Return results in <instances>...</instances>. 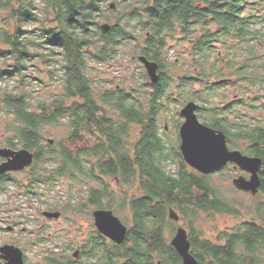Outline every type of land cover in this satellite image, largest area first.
Returning a JSON list of instances; mask_svg holds the SVG:
<instances>
[{
    "label": "trees",
    "instance_id": "16d2710c",
    "mask_svg": "<svg viewBox=\"0 0 264 264\" xmlns=\"http://www.w3.org/2000/svg\"><path fill=\"white\" fill-rule=\"evenodd\" d=\"M2 11L7 16L0 20V83H17L6 91L0 86V102L12 118L4 146L35 155L30 181L9 175L0 183L3 191L14 182L27 194H39L41 186L53 189L66 179L79 184L87 198L71 197L65 211L92 210L93 216L96 209H108L118 215L129 206L132 225L125 241L118 245L94 226L81 248L84 264H182L167 235L176 227L171 208L188 225L191 252L200 264H264V170L255 206L247 207L249 218L215 240L205 238L196 229L202 212L243 214L218 195L214 179L227 177L230 169L202 174L185 162L179 144L168 146L160 134V121L171 105L191 101L199 103L200 111L207 104L210 125L220 126L212 100L222 85L211 83L212 76H225L219 53L226 52L229 69L238 65L241 83L264 81L263 49L256 43H264V30L256 28L264 27V0H0ZM103 24L110 29L103 30ZM178 33L177 47L193 43L189 53L198 72L174 80L167 69L185 61V53L179 61L168 59L170 40ZM130 45L136 57L159 65V82L97 92L93 63L113 61ZM44 68L61 88L50 99L36 97L34 90L45 79L33 71L41 74ZM190 78L191 94L183 84ZM174 83L181 92L177 101L168 95ZM143 93L150 94L142 99ZM62 121L69 126L67 138L49 144L44 128ZM134 126L141 130L131 143ZM259 127L241 126L239 139L249 140L242 152L264 161V128ZM173 165L178 169H170ZM111 178L120 189L111 188ZM52 260L55 264L57 258Z\"/></svg>",
    "mask_w": 264,
    "mask_h": 264
},
{
    "label": "rangeland",
    "instance_id": "374dc122",
    "mask_svg": "<svg viewBox=\"0 0 264 264\" xmlns=\"http://www.w3.org/2000/svg\"><path fill=\"white\" fill-rule=\"evenodd\" d=\"M6 16V11L0 12V20H2L1 17ZM181 37L182 36L180 35V33H178L174 40H170V50L168 51V59L170 62L179 61L177 60V58L181 54L185 53V61L180 60L178 62L179 65L176 64L177 67L167 69V71L172 73L174 80H179V78L185 75L187 72H198V70L193 67V62L189 53L193 43L188 40L185 44H183L184 46L177 47L178 41L179 39H181ZM135 50L136 49H134L133 45L124 46L121 48V50L115 57L116 59H113V61L102 64L93 63L94 71L92 73V78L94 79L97 92H102L107 87H122L129 91L131 88H135L141 85L145 86L146 84V87H148V84L150 86L152 85L146 67L139 60V57H136L134 55ZM261 53L264 55V48L263 50H261ZM222 54L226 55V52L223 51ZM220 57L221 55L219 53L218 58L220 59ZM237 69L238 65L233 69V72L231 70H224L221 66L220 70L225 74V76L219 79L215 76H212L211 83L215 81L221 83L220 80L224 78H233L232 73H234ZM42 70L43 71H41V74L33 71L35 75L45 79L42 86L38 85L34 89L37 93L36 97H39L41 99H50L52 95H59L61 93L59 83H54L53 80L50 79V76L49 74H47V70L45 68ZM146 75L147 79H144L143 76ZM180 83L181 82L179 81V84ZM183 84L187 92L191 94L193 90L192 82L188 83L187 80ZM229 84L230 83L225 85V88L227 89L225 93L227 95L228 102L233 101L236 94H238L237 90L235 91L234 87ZM16 85V81H12L10 84H7L6 82L0 83V86L2 88L1 90L3 91H6L7 89H14V86ZM178 85L174 83L173 88L168 94L174 97L176 101L177 99H179V97H181V92H179V90L177 89ZM221 85L223 86V82L221 83ZM146 87L142 89L144 91L147 90V92H150L149 89H146ZM193 88L197 92L201 88V84H194ZM258 89L259 91H262L261 88H257L256 90L258 91ZM252 92L254 93V91ZM261 93L263 95L262 102L264 103V91ZM148 94L143 93L140 97L142 99H146ZM212 101L216 106H218L222 103V96H216ZM75 102V100H71L69 104H74ZM80 102L81 101H79V103ZM182 108V105L172 104L170 110L162 116V119L160 121L162 131L167 126V130H165V133L163 131V136L165 135L166 143L170 147H176L180 143L179 128L177 127V125L184 121L183 117H181L180 115ZM5 110V105L3 106V104L0 102V147H7L4 146L5 139L8 137L6 128L7 123L12 119L5 114ZM254 115L261 120H264V111H260L258 109L255 111ZM66 123L62 121L58 125H48L44 128L48 134L47 141L49 144H53L55 141H61L64 138H67L69 126H67ZM140 130L141 128L139 126H134L132 128L130 138L131 143L137 140L138 135L140 134ZM50 140H52L53 143H50ZM236 144L239 150H242L243 148L248 146L247 142L239 141ZM76 146H81V143L77 142ZM170 169L177 170L178 165H173L170 167ZM238 174L239 173L233 170L232 172L229 171V175L227 177L224 176L218 178L217 176L214 180L218 185V195L229 205L236 206V208L239 209L243 214L240 216H234L226 213L202 212L199 218H197L196 229L202 232L203 237L215 240L218 238L221 231L230 230L249 218V216L246 215L247 207L249 205L255 206V202L253 199L257 196H252L250 193L242 192L235 188V186L233 185V179L239 177ZM28 175L29 173H22L19 174L18 177L21 180L26 181L28 179ZM107 181L112 185L111 188L120 189L113 178L108 179ZM16 186L17 185L14 182H11L6 194L7 197L3 198V195L0 196V206L3 205V208L0 207V212H3L4 208V210L8 209V207L13 208L16 206V208L18 207L19 209L21 204H23L24 202L23 200H30L33 211H29V215L33 217V220L27 223L29 231L32 230L31 233L33 234V236L30 237V240H32L33 242L35 241L37 233L40 231L41 224H45V227H43V235L46 236L44 247L47 248V251L49 253L56 254L59 257L63 253L68 257H72L73 252L78 247L82 248V246L85 245L91 231L93 230L92 228L95 226L94 216L90 215L92 210L86 213L83 212V214L76 215L72 212L63 210L65 204L70 200L71 197L75 199L87 198L86 194L83 191L84 189L79 184H75L74 182L65 179L58 182L57 186L53 189H51L50 187L41 186L40 195L31 194L30 196H26L22 194L18 199L15 198V195H17L19 191L16 189ZM21 188L24 189L25 192V187L22 186ZM71 188H73V191H71ZM58 205L60 206L59 209L56 208ZM47 208H53L56 209V211L62 212V217H60L59 219L48 221L46 223L44 221V218L41 216V211ZM116 216H118L128 227L132 225V213L129 209V206L122 213H119L118 215L116 214ZM5 225H7V222L5 220H2L0 222V227ZM180 226L184 227L188 231V225H186L185 221L180 220L179 222H176L174 232H171L170 230L167 231L170 242L176 235L177 230ZM9 238V233H6V231L2 230L0 233V244L4 241H8ZM82 259L84 260V258ZM35 260L40 261L41 258H37Z\"/></svg>",
    "mask_w": 264,
    "mask_h": 264
},
{
    "label": "water",
    "instance_id": "95a60500",
    "mask_svg": "<svg viewBox=\"0 0 264 264\" xmlns=\"http://www.w3.org/2000/svg\"><path fill=\"white\" fill-rule=\"evenodd\" d=\"M111 7L115 9V4ZM102 29L108 31L109 24H103ZM139 60L144 64L153 84L160 80L159 65L150 61L145 56H139ZM198 105L196 102H189L181 109V116L185 121L180 127L181 145L180 149L185 162L193 169L202 174H211L224 168L229 162L237 164L240 168L251 173L250 179L239 176L233 180V185L239 191L251 192L252 196L259 193L261 186L260 169L263 160L257 157L244 155L240 150L231 151L226 143V137L222 132H217L213 128L203 124L196 115ZM50 143H53L50 140ZM0 156L7 158V161L0 165V175L9 171H21L33 165L35 156L28 149L12 150L10 148H0ZM49 218L59 219L62 213L48 212ZM94 224L98 232L121 245L128 234L129 228L122 220L115 215L112 210L96 209L93 212ZM170 218L176 222L180 221L179 214L170 209ZM172 246L182 257V264H200L198 259L191 252V241L188 231L180 226L176 235L172 239ZM16 250L13 246H5L3 252ZM17 251H19L17 249ZM79 251L75 252L78 256ZM158 264H161L159 262Z\"/></svg>",
    "mask_w": 264,
    "mask_h": 264
},
{
    "label": "flooded vegetation",
    "instance_id": "af4514ba",
    "mask_svg": "<svg viewBox=\"0 0 264 264\" xmlns=\"http://www.w3.org/2000/svg\"><path fill=\"white\" fill-rule=\"evenodd\" d=\"M264 30V27H256ZM255 39H257V36H254ZM260 37V35H259ZM259 46H262V49L264 48V43L257 41L256 42ZM221 59L223 60L222 68L224 70H231L227 66V58L226 55H223L220 53ZM261 57H264V55L261 53ZM233 72V70H231ZM233 78H224L226 80L223 82V86L220 89L218 96H222V103L218 105L219 108V127H213L210 125V119H213V115H211L210 107L206 104V106L200 111L198 110L199 103H197L198 107L196 109V115L198 119L205 125H207L210 128H213L217 132H222L226 137V143L228 148L231 151L239 150L236 148L237 142H249V140H240L239 137L241 135L240 127L243 126L245 129H253L255 130L257 127H263L264 128V120H261L260 118L256 117L255 111L260 110L264 111V103L263 95L261 92L264 91V81L260 82L258 81L255 83V81H251L250 84H243L240 82V76L238 74V70H235L234 73H232ZM191 82V78L188 79V83ZM230 83L229 85H232L234 87V90L238 92L236 94L235 99L233 101L228 102L227 95L225 91L227 90L225 88V85ZM241 85V88H240ZM249 89H248V88ZM244 88V89H242ZM247 88V89H246ZM257 88H261L262 91L256 90ZM254 91V93L252 92ZM181 94V93H180ZM195 102V101H191ZM260 104V105H259ZM185 106V105H184ZM183 106V107H184ZM181 115V114H180ZM183 117V116H181ZM184 121L185 118L183 117ZM183 121V122H184ZM263 121V123H262ZM183 122L180 123L179 128V134H180V127L183 124ZM259 127V128H260ZM165 130H167V126L163 130L165 133ZM163 131L160 129V134L162 135L163 139L165 140V135L163 136ZM245 134V133H244ZM180 143L179 147L181 145V137H179ZM166 142V140H165ZM0 148H10V147H0ZM12 150H20V149H13ZM181 151V149H180ZM241 151V150H240ZM242 152V151H241ZM182 153V152H181ZM244 155L251 156V157H257L251 155L250 153H244ZM35 156V155H34ZM262 159V158H261ZM7 161V158L0 156V165L5 163ZM224 168L230 169V171H235L238 174V176H244L246 179H250L251 173L245 169L240 168L237 164L229 162ZM223 169V168H222ZM233 169V170H231ZM31 170V166L27 167L24 170L21 171H9L7 173L0 175V183L5 181L6 177L9 175H19L22 173H29ZM264 170V161L262 164V167L260 169V177L262 178V172ZM197 171V170H196ZM214 173V172H213ZM212 174V173H211ZM209 175V174H207ZM28 178V177H27ZM238 178V177H236ZM234 180V179H233ZM30 181L28 178L27 180ZM1 188V187H0ZM9 189V188H8ZM7 190L0 189V196L3 195V198L7 197ZM16 189L19 190L18 194L15 195V198L18 199L22 194L26 196H30V194H27L24 192V189L16 186ZM246 193L247 191H242ZM13 194V193H12ZM6 195V196H5ZM34 195V194H32ZM36 195H40L36 194ZM252 195V194H251ZM23 204L21 206L16 208L11 207L6 210L3 209V212H0V222L2 220H5L7 222V225L0 227V233L2 230L6 231V233H9L10 238L8 241H4L0 244V264H54L52 258L56 257L57 260L55 261V264H84L86 259H82V251L81 247H78L72 254V257H68L65 254H61L60 257L56 254L49 253L47 251V248L44 247V243L46 242V236L43 235V227H45V224H41L40 231L37 233V237L35 241L33 242L30 240V237L33 236L31 231H29V227L27 225L28 222L32 221L33 217L29 215V211H32V205L30 203V200H23ZM43 202V200H42ZM1 204V203H0ZM3 208V205L0 206ZM22 207V208H21ZM48 212H57L56 209H44L41 211V216L44 218V221L47 223L48 221L54 220L56 218H49L46 213ZM59 212V211H58ZM62 213V212H61ZM63 215V213H62ZM62 217V216H61ZM5 246H13L16 248V250H8V252H3L1 249ZM17 249L19 251H17ZM35 249V250H34ZM79 251L78 256H75V252ZM41 258L40 261H36L35 259ZM82 260H81V259Z\"/></svg>",
    "mask_w": 264,
    "mask_h": 264
},
{
    "label": "bare ground",
    "instance_id": "6f19581e",
    "mask_svg": "<svg viewBox=\"0 0 264 264\" xmlns=\"http://www.w3.org/2000/svg\"><path fill=\"white\" fill-rule=\"evenodd\" d=\"M226 80H224V79H222V80H220V82L222 83V82H225ZM116 215V214H115ZM189 236V235H188ZM171 242H172V240H171ZM172 245V244H171Z\"/></svg>",
    "mask_w": 264,
    "mask_h": 264
}]
</instances>
